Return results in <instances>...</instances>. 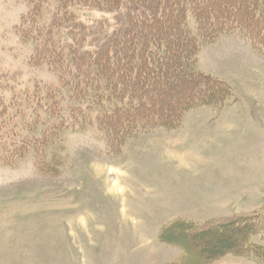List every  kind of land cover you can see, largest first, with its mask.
Masks as SVG:
<instances>
[{"label": "rangeland", "instance_id": "rangeland-1", "mask_svg": "<svg viewBox=\"0 0 264 264\" xmlns=\"http://www.w3.org/2000/svg\"><path fill=\"white\" fill-rule=\"evenodd\" d=\"M29 12L25 0H0V264H179L182 249L163 238L175 222L201 228L256 215L264 225V51L235 32L201 45L196 72L230 93L176 127L101 123L34 59L20 30ZM53 101L61 111L52 118ZM175 233L169 239L195 251ZM249 243L264 250V230ZM190 257L262 264L234 253Z\"/></svg>", "mask_w": 264, "mask_h": 264}, {"label": "trees", "instance_id": "trees-1", "mask_svg": "<svg viewBox=\"0 0 264 264\" xmlns=\"http://www.w3.org/2000/svg\"><path fill=\"white\" fill-rule=\"evenodd\" d=\"M25 1L30 12L20 30L33 41L34 59L55 72L59 90L76 98L77 111L86 114L94 107L101 123L176 127L188 110L221 104L230 93L226 84L196 72L201 45L235 32L264 51V0ZM39 12L49 20L35 21ZM82 12L88 21L82 20ZM46 107L52 118L61 111L55 101ZM46 134L50 137V130L39 138ZM257 217L201 228L175 222L163 238L182 249L179 264H200L192 254L212 262L225 253L252 256L264 264L263 248L249 243L264 230ZM169 230L188 236L195 251L169 239Z\"/></svg>", "mask_w": 264, "mask_h": 264}]
</instances>
